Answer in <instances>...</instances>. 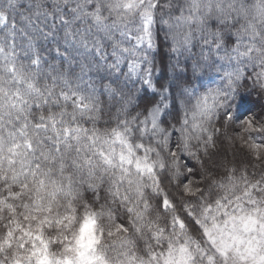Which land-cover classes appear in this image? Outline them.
Listing matches in <instances>:
<instances>
[{
    "label": "snow or ice",
    "instance_id": "snow-or-ice-1",
    "mask_svg": "<svg viewBox=\"0 0 264 264\" xmlns=\"http://www.w3.org/2000/svg\"><path fill=\"white\" fill-rule=\"evenodd\" d=\"M48 7L29 0L27 8L38 23L18 28L16 0H6L0 8V65L13 77L17 63H26L36 76L47 65L45 78L51 76L52 83L37 95L44 96V106L49 97L57 106H71L74 127L63 129L64 138L83 133L90 140L91 156L85 155L89 167L95 160L105 170L119 168L122 174L134 165L138 173L146 167L161 175L168 170L167 160L159 172L150 161L153 149L156 153L166 149L176 168L183 169L178 172L179 183L188 187L190 177L199 179L197 166L203 168L205 158L212 160L221 151L226 155L235 147L233 137L253 151L264 148V53L254 57V50L239 42L229 48L219 32L201 29L194 36L191 24L202 21L193 11L185 15L184 7L173 0H128L123 8L110 7L120 18L112 23L104 15L103 0H77L74 7L65 0L63 6L53 3L51 12ZM129 12L140 16L134 28L123 23ZM90 18L87 29H74ZM185 25L189 30L182 33ZM37 84L28 86L36 89ZM100 97L107 98L109 110L117 109L116 123L102 141L95 129L90 133L81 126L76 115L100 111ZM14 99H21L19 91ZM65 115L61 113V123ZM56 122L53 117L52 123ZM35 127L47 130L48 121L41 117ZM56 150H60L59 137ZM226 207L223 201L216 204L219 214L212 219L217 228L221 220L224 227L230 222L228 211L220 212ZM211 211L209 204L205 212ZM186 215L201 228L191 208ZM81 219L87 223L92 217ZM204 221H208L206 214ZM78 242L76 232L66 240L68 251L78 252Z\"/></svg>",
    "mask_w": 264,
    "mask_h": 264
},
{
    "label": "trees",
    "instance_id": "trees-1",
    "mask_svg": "<svg viewBox=\"0 0 264 264\" xmlns=\"http://www.w3.org/2000/svg\"><path fill=\"white\" fill-rule=\"evenodd\" d=\"M31 2L35 4L38 0ZM39 2L48 3L47 10L51 12L53 3L63 6L65 0ZM69 2L74 7L77 0ZM79 2L83 3V0ZM127 2L128 0H103L104 15L108 17L109 23L120 19L115 11L110 12V7L123 8ZM173 2L184 7L185 15L193 11L202 21L191 24L194 36L198 37L201 29L205 33L219 32L229 48L239 42L245 47H251L254 57L264 53V40L257 39L255 43H249V36L243 32L248 13L250 15L255 12L264 19V0ZM16 3L17 27L36 25V17L27 8L29 0H16ZM5 5L6 0H0V8ZM139 19L138 12H129L123 23L134 28ZM249 22L251 24L252 20ZM90 23L91 18L74 25V29H87ZM8 24L11 25L10 14ZM188 30L189 26L185 25L181 32ZM64 70L65 65L61 63L59 72L63 73ZM46 74L47 65L36 76L26 63H17L13 77L0 65V199L18 186V189L24 191L23 197L17 200L10 198V204L22 206L23 209L34 204L42 206L39 214L42 216L37 217L41 223L39 228L47 237L56 240L50 248L53 253H60L64 249L61 241L72 238L80 229L83 222L81 218L91 213L104 232L98 243V250L110 264H157L168 253L177 250L186 251L188 264H215L217 258L206 243L205 231L201 228L207 230L214 222L212 218L219 214L216 204L220 201L227 206L220 209V212L226 210L229 215L231 207L241 196L249 194V197L259 198L264 203V154L257 155V159V156L233 137L235 147L227 151L226 155L221 151L212 160L205 158L203 168L197 166L199 179L197 186L191 187L193 196L187 195L185 185L179 183L178 172L183 169L176 168L166 149L160 153L153 149V160L150 161L159 172L161 163L167 160L168 170L161 175L146 167H141L138 173L134 165L130 171L126 168L122 174L119 168L115 171L105 170L95 160L92 161L93 167H89L85 155L91 156L90 140L83 133L79 136L73 134L67 141L64 138L63 129L74 127L71 106L65 108L63 103L57 106L51 97L48 99V106H44V96L37 95L39 90L46 89L52 83L51 76L45 78ZM17 81L23 83L18 84ZM33 81L38 82L36 89L28 86ZM17 91L21 97L19 100L14 99ZM55 91L59 92V88ZM108 104L106 97H100L97 100L100 111L76 114L79 124L90 133L95 129V134L101 141L106 131L116 123L114 117L117 109L113 107L109 110ZM33 105L37 107L33 108ZM62 112L67 113L63 123L60 122ZM41 117L48 121L47 130L35 127ZM53 117L57 121L55 124L52 123ZM58 137L59 151L56 150ZM29 143L31 149L28 147ZM193 178L197 179L196 176ZM121 180L123 183L118 184ZM209 204L212 205V211L205 212ZM187 208L192 209L194 218L200 219L201 228L194 225L193 219L186 215ZM205 214L208 216L207 223L204 221ZM16 217V212L11 213L0 202V264H16L17 261L25 263L30 256L26 249L17 245L8 248L2 246L6 224ZM57 217L63 218L62 224L47 225ZM177 217L182 218L184 223L181 224ZM19 223L23 228L35 224L24 219L19 220Z\"/></svg>",
    "mask_w": 264,
    "mask_h": 264
},
{
    "label": "rangeland",
    "instance_id": "rangeland-1",
    "mask_svg": "<svg viewBox=\"0 0 264 264\" xmlns=\"http://www.w3.org/2000/svg\"><path fill=\"white\" fill-rule=\"evenodd\" d=\"M247 15L244 25L247 23L243 32H246V35L249 36V43H255L257 39L259 41L264 40V19L262 20V15L255 12ZM249 20H252L251 24ZM239 143L242 145L240 140ZM244 148L255 156L264 154V148H260L258 151H253L248 147ZM190 181V185L185 186V193L193 196L191 187L198 184V179L190 177ZM18 188L16 186L15 189H11L6 197L0 199L2 207L9 208L11 213L16 212L18 216L6 224V234L3 236L2 246L8 248L17 245L21 249H26L30 256L23 264H60L61 258H63V264H73L74 261H80L81 264H110L98 250V243L103 236L100 234L104 232L101 224L91 213H87L85 216H90L92 219H89L87 223L82 222L80 229L77 231L79 232L78 252L68 251L66 240L71 238L61 241L64 249L60 253L51 252V245L56 240L47 237L39 228L41 223L37 217L42 216L39 215L42 206L34 204L26 209L18 206V209L17 206L10 204V198L17 200L23 197L24 191ZM252 193H255V191ZM229 216L230 222L226 227L223 226L221 221V227L217 228L214 221L204 232L206 238L204 239L217 258L215 264H264V203L259 201V198L249 197V194L241 196L231 207ZM23 219L29 220L30 223L34 222L35 224H32L34 226L23 228L19 223V220ZM62 221L63 218H53L47 225L57 226L62 224ZM188 263V255L184 250L168 253L157 262V264ZM16 264L21 263L17 261Z\"/></svg>",
    "mask_w": 264,
    "mask_h": 264
}]
</instances>
